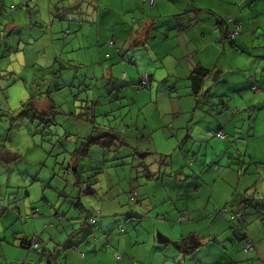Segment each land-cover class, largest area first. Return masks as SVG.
Listing matches in <instances>:
<instances>
[{"label":"crops","instance_id":"crops-1","mask_svg":"<svg viewBox=\"0 0 264 264\" xmlns=\"http://www.w3.org/2000/svg\"><path fill=\"white\" fill-rule=\"evenodd\" d=\"M121 2L122 0H105V3L113 9L115 15L108 17L106 20L102 19L99 25L93 27L91 37H83L84 47L89 48L87 44L91 46L89 49V55H94L97 63H99L109 52L113 53L114 58L118 56L116 49L114 47H109L108 45V42L111 40H123L126 43L129 40L133 43L141 39L146 40V45L141 47L152 49L153 55L161 60L166 57L170 62L175 61L176 71L178 73L176 76L173 71H169L168 77L166 78L167 82L160 80V83H157V80L160 79L163 73L155 72L156 79H153L149 83L147 89H141L139 87V80L141 78L140 74L134 71V66H129L128 69V78L137 81L133 86L129 87L133 93L131 97L133 104H136L138 108L143 109L142 111L147 110V113L150 112V116L147 115L144 123L152 122L154 126H157V129L164 130L163 133L161 132L157 134L160 136L161 141L160 139H157L156 136L153 137L156 144L159 142V147L157 146L158 150H161L163 147L172 148L173 146H176L177 153L175 149H172L171 152L164 150L163 153L171 155L178 154V156L180 153L182 157H189L191 155L196 156L198 155L197 152L201 153L204 150L206 156H208V154L212 156L211 159L216 157L219 152H222V156L227 154L228 159L234 158L235 155H238V152H240V146H244L242 143L239 146L235 145L237 140L245 141V139L249 137L246 142L247 144L250 141V137L253 139L255 138L254 129L257 128V123L255 122L251 125L250 121L256 110L259 112L260 108L264 107V102L260 105L254 104L251 99L248 98L244 101L246 107H243V109L247 108L244 113L240 110H233V106L236 104V98L241 96V99L244 100V96L247 92L252 91L251 87H248L246 92L241 91L242 88L248 86L250 81L255 82L258 80V84L261 85V89L264 90V52L258 54V56H253L254 59L250 57L253 55L252 50L254 49L250 48V46L257 43V39L260 37L261 32L264 35V18H262L264 16V0H156L155 7L149 5L148 10V14L154 18L155 22V27L152 28L150 33L144 32L143 29L133 32L127 26L126 22H121L117 19V16L122 15L124 12V9L119 7ZM84 3H88L90 6L91 0H79V3L75 7L69 6L61 10L56 5H53L52 0H25L22 7L25 10H28L29 16L24 15L18 17L16 20L14 19L13 23L10 24V27H13L16 30L27 24L29 21L32 22V25L29 26H39V22L37 21L38 15L39 13H44L46 16L48 15L47 19L51 22L49 27H47V30L53 32L55 17H57L61 11L64 12L63 19L69 21L70 23L73 20L82 19V13L86 12V9L81 7ZM136 4L137 7L143 10L142 0H136ZM190 4H195L198 9L195 13V22H193L191 16L188 15L189 13H193L192 7L189 6ZM32 5H34V7H32ZM77 9H79V11H77ZM227 17H232L242 23L241 33L235 40L236 45L239 47L238 49L233 48L224 37V30L226 28L230 30L233 25L225 24L221 27L219 23L221 19L225 20ZM169 24L173 26L180 25L185 30L177 29L172 31L169 27H167ZM69 27L71 28L73 37L82 35L78 26L70 25L67 27V31L69 30ZM63 28L64 27L62 26L61 29ZM53 34L54 33H52L51 36H53ZM56 36H59V34L56 33ZM216 38L220 40L219 43L214 41ZM52 42L55 43L53 37ZM79 45L80 41H77L76 47ZM51 46L53 45L51 44ZM53 50L56 55L55 59H58L59 50L56 49V43L53 46ZM139 50V48L136 50L138 58ZM241 53L245 55L241 56ZM131 54L132 53L129 52V55ZM149 58L155 62L154 58ZM256 58L261 60L262 63H258L256 65ZM249 59H251L252 64L254 61L255 65L261 69V72L258 73L259 75H257V77H252L255 71L251 67L238 69V65L240 63L243 62L244 64H247ZM116 63L119 64L118 59L116 60ZM229 64H231L230 69L228 68ZM193 65L195 66L193 67ZM209 66L210 69L208 72L210 74H203V83H201L198 91H195L192 78L194 72L196 70H202L203 73H205V69L209 68ZM186 68H190L191 70L186 71ZM234 68H237L238 70L234 71ZM241 72L243 73L240 74ZM119 74V67H117V79L122 78ZM101 77L108 83L111 79L107 72H105ZM174 81L176 83V90L172 92L168 89V83ZM117 88H119L118 85ZM126 89L128 88L123 90ZM134 89L137 93L134 92ZM120 91L122 90L113 91L110 88V99H118ZM154 92L155 95H153ZM231 92L233 96L230 94ZM142 99H144L143 102H141ZM42 100V98L37 100V107H39ZM185 114H191V116H184ZM257 114L258 113H255V116ZM246 115L249 116L248 119L245 118ZM196 116L198 117L197 119ZM166 117H170L169 120L165 119ZM182 118L187 121L185 128L191 124L193 129L197 128V132L207 130L209 127L215 130L220 128L222 125V130L228 135L227 138L233 139L231 141L235 144H231L232 142L228 144L226 139H214L210 136L205 138L197 134H193L192 139L183 143L187 136L186 131L182 132L179 138L175 136L177 132V121ZM137 125L133 131L139 130ZM130 130H132V128L126 129V131ZM50 131L51 129L48 130V132ZM246 133L247 137H245ZM92 134L93 132L90 135ZM90 135L88 132L85 135V140ZM211 139H214L215 141H211ZM199 143H201V145H199L200 147L198 146ZM209 149H211V153H209ZM91 152L92 150L90 153ZM8 155L9 153L3 151L0 146V160L7 158ZM208 160L210 159L207 157L205 163L202 165L203 167L207 165ZM241 162H239L240 165ZM262 164L264 166V163ZM73 166L74 163L72 162L68 168L72 170V175L76 176V181L73 184L76 186L87 185V188L81 186L78 193L91 196L92 198L96 197L98 191H95L94 188L89 189L88 183L91 179H96L99 174L94 172L92 177L88 178L86 182H83L81 175H78L79 172H74ZM80 166L81 164L79 163L78 169H80ZM203 167L198 166L188 170L184 165H181V168L179 169H177L176 166H171V171H179L178 173H180L183 170L185 176L197 177L195 180L188 179L186 183H199L205 197L203 199L199 194L195 196H188L182 190L177 192L175 199H173L171 195H167V193L172 190V185L183 183V179L180 174L176 179L171 177L154 180L157 181V184L159 183V185H161L159 188L161 195L153 192L150 197L146 192L142 191V189L147 187V184L145 186H141L139 190L131 187L130 197H135V203L142 205V207L146 209V211L137 212L136 215L141 217L148 216V219L159 217L161 215L171 220H176V218L179 217L180 219L174 224V227L177 230V235L186 241L185 249L175 248L173 245L171 246L172 251L168 255L163 256V259L159 256H149L147 264H164V262L168 260L171 261V264H193V261H195V264H223L222 262L216 263L214 261H205L203 257L198 255L199 252L203 251L202 249L205 247L203 245L207 243L206 240L210 239L212 235L205 234L203 231H196L198 233L192 232L190 228H187L191 227L196 228L197 230L200 229V227L208 225L210 227V232H212L214 229L213 224L215 222L218 223L219 220V214H216L214 208L217 204L214 202L216 189L219 187L218 191L220 192L229 186L222 184L221 181L216 182V172L212 169L205 170ZM152 170L155 172L158 169L152 168ZM219 171L220 173L222 172L220 168L217 172ZM223 173H225V171ZM254 174L257 175V173ZM64 175L68 177L69 174L64 173ZM245 177L246 176H243L240 180H245ZM81 180L82 183L80 182ZM152 180L153 179L145 178V182L148 183L149 186L153 183ZM213 180H215L216 183ZM226 183L229 184L228 182ZM156 188L158 187H154L155 190ZM190 191L195 192L194 189H191ZM16 194L18 195V193ZM9 195L11 197L13 193L9 192ZM69 195L73 196L74 192L72 191ZM69 195L66 197V201H71L70 205L72 207H66L63 211L57 209L56 214H66L68 219L78 218L79 214L77 211H81V209L77 207L79 200L77 199V202H74L73 204V198L69 197ZM164 195H167V200L161 198L159 206L152 211L153 208L149 207V205H153V200L156 197ZM26 196H29V191L26 193ZM245 198L246 197H241L240 199ZM145 200H148L147 204L144 203ZM97 203L105 206L100 209V212H106L107 215L123 216L122 213L107 212L112 205L111 203H108L106 199L102 201L100 200ZM81 206L84 207L82 199ZM113 207H123V205L118 202H113ZM153 207H155V205H153ZM35 208L38 207L34 204L33 209ZM201 208L207 209V212L200 214ZM2 211L4 215H9L14 219L20 220L17 216L13 215L11 210ZM247 211L254 215L252 209H248ZM192 213H196V215L192 217L195 222L192 225L185 226L183 223L184 217ZM89 214L94 216L99 215L96 210L89 212ZM51 215H53V213H46V216ZM43 216L45 215L43 214ZM39 223L43 224L44 221L41 220ZM124 223L127 224V227L133 234L139 233L140 222L138 220H128ZM4 226L5 229L9 228V224H5ZM121 227L124 226L121 225ZM21 230L23 229H15L14 232H5V235L0 236V241L4 242V246L10 255H23V252L10 247L16 239L17 233ZM185 232L187 233L186 236L184 235ZM102 234L103 233L97 230L96 234L94 236H90L89 241L81 246L82 251L86 250L88 253L92 254L88 255L89 264H108L107 258L112 259L110 255H107L104 252H101V254L97 256L95 254V248L90 247L95 239L98 236H102ZM160 235H165V233H157L158 245ZM201 235L204 236L203 239L205 238V240H200ZM146 244L147 240L143 237L135 243V245H142V247L135 249L141 259L144 258V246ZM135 245L130 244L129 251H131L132 247ZM26 250L27 249H24L25 252ZM258 251H261V249H258ZM45 257L46 255L36 257V263L48 264V260L45 259ZM177 257H179V259H177ZM78 259V257L74 256L72 251H66L62 256H60L57 264H77Z\"/></svg>","mask_w":264,"mask_h":264},{"label":"clouds","instance_id":"clouds-1","mask_svg":"<svg viewBox=\"0 0 264 264\" xmlns=\"http://www.w3.org/2000/svg\"><path fill=\"white\" fill-rule=\"evenodd\" d=\"M53 5H56L59 9L63 10L66 7L72 6L75 7L79 0H52ZM143 10L137 7L136 0H122L119 7L124 9L122 15L117 16V19L121 22H126L127 26L133 31L143 29L144 32L150 33L152 28L155 27L154 18L148 14L149 5L155 7V0H142ZM190 7L193 9V13H189L193 22L196 21L195 13L198 11L195 4H190ZM34 7V5H32ZM82 8L86 9L85 13H82L83 18L79 20H73L71 23L63 19L64 12L61 11L60 14L55 17V23L53 24V29L59 34L61 27H68L70 25L78 26L79 31L82 35L76 37L72 36L71 28L65 33H67L66 38L64 39V48L65 59L71 60L75 65H81L80 72L77 73V76H80L81 73H87L89 77L95 75L97 77L101 76L107 72L111 79L106 88H111L113 91H119L125 88L133 86L137 81L128 78V69L129 66H134V71L140 74V80L143 81L145 87L153 80L156 79L155 72H162L163 75L157 80V83H160V80L167 82V77L169 71H173L177 76L176 71V62L169 61L168 58L161 60L160 58L153 55L152 49L147 47H141L146 45V40H137L133 43L129 40L127 43L123 40L120 41H110L109 47H114L118 56L114 58L113 53L109 52L107 55L101 59L99 63L96 61L94 55H89V49L83 45V37H91L93 27L99 25L102 19H107L110 16L115 15L113 9L109 7L105 0H91V5L84 3L81 5ZM79 11V9H77ZM45 15L46 14H42ZM94 21V22H93ZM62 22V23H61ZM229 23L231 21L229 20ZM170 30L174 31L177 29L185 30L180 25H167ZM64 33V35H65ZM236 33L228 34V38L235 36ZM77 41H80L79 51L73 54L70 52V49H75ZM95 46V45H94ZM137 48H139V58L137 55ZM129 52L132 54L129 55ZM152 57L155 59L153 62ZM119 60V64L116 63V60ZM86 66V67H85ZM195 65H193L194 67ZM56 67V66H55ZM119 67V72L122 78H116V69ZM244 68L251 67L255 72L259 73L260 69L256 65L252 64L251 59L248 63L243 65ZM209 68L205 69V74H210L208 72ZM55 70V68L53 69ZM190 68H186V71H190ZM60 71L63 69L60 67ZM83 79V77H81ZM148 83H145V82ZM96 83L95 80H93ZM117 85L119 88H117ZM17 87L24 88L25 85L18 83L13 85V88L8 89V94L11 97L8 101L4 102L2 96H0V102L5 104L4 111L8 113L7 116H4L0 119V144H6L7 148L11 149L13 153L19 152L22 156L26 157V161H46L45 170L43 173H38L32 177L33 181L40 179V176H44L43 183H47L51 187L53 181L47 179L49 175L52 174V166L49 164V161L52 159V156H49L45 150H52V146L48 143H44L42 148H35L32 145L30 139L26 141H21L20 144H15V137H12V132H15V128L12 127L11 117L19 116V113L23 111L21 103L18 102V99H21L25 102L29 99V92L23 91L20 94V97H15L14 89ZM34 88V86H32ZM248 87L256 89L254 81H250L248 86L242 88L241 91L246 92ZM105 89V88H103ZM169 91L174 92L176 90V83H168ZM84 96H89L90 100L96 97L88 93H84ZM155 95V92L154 94ZM251 101L253 103H259L264 101V90L256 91V95L248 93ZM79 105V104H78ZM237 107L243 108L246 107V104L238 105ZM77 107V111H79ZM235 110V109H233ZM113 117H118V119H113ZM198 117L196 116V119ZM23 119V117L21 118ZM31 119V118H30ZM45 120V118L43 117ZM134 119V116H133ZM32 120V119H31ZM37 120V119H36ZM40 120V119H39ZM195 120V119H194ZM33 121V120H32ZM35 121V120H34ZM47 121V120H45ZM48 122V121H47ZM46 122V123H47ZM63 123V121H61ZM19 123V121H16ZM185 121L183 118L177 121V132L175 136L178 138L182 132H187V136L184 139L183 143H186L187 140L192 139L193 134L203 136L207 138L208 136L219 138L222 135V128L212 129L209 127L207 130H201L197 132V128H192V125L189 124L185 128ZM128 124V121L125 119L123 113L110 112L106 117H99L96 112L94 113V122L88 124L89 128L96 127L99 129V133L95 136L88 138L86 143L83 144L84 151H87L90 145H100L106 144L108 146L102 147L104 149H111L115 146L116 149H120L123 146H126L128 150L131 151L127 143H123L110 129L116 128L119 125L120 130H124V126ZM33 126V130H38ZM11 128V131L9 129ZM191 130V131H190ZM79 131L76 128V132ZM5 133L7 136L5 137ZM63 134V129L61 130ZM23 135L27 138L29 136L27 130L23 131ZM7 137H12V142H9ZM36 142L40 143V135L36 136ZM52 139L53 143L58 139L57 137H49ZM246 141H236L237 146ZM159 147V144L157 143ZM80 147V145H77ZM182 147V144H181ZM28 148H33L32 152H28ZM172 149L176 150V146L172 148H166L167 152H171ZM39 150V157L34 158V153ZM74 150V149H71ZM177 153V150H176ZM246 153V149H240V155L243 158ZM54 155V153H53ZM135 155L143 157L146 154L136 152ZM67 159H70L68 153H64L59 156L60 161L67 164ZM11 163H16L13 160ZM107 160L105 162L106 167ZM27 165L26 163H21ZM185 167L187 169H192L193 167H198V161L194 164L191 160L184 161ZM173 165V164H172ZM170 165L167 168V172L171 170ZM40 164L37 163L36 168H39ZM264 166L257 165L258 169H261ZM35 169V168H34ZM55 170L60 172V176H64V173L60 170V166L56 164ZM3 170L0 169V172ZM77 172H80L77 169ZM24 174V173H23ZM30 174V171H29ZM89 172L82 173L83 179L87 180ZM180 176L183 179L182 184L172 185V190L167 193L175 199L178 191H184L188 196H195L199 194L201 198H205L203 195V190L199 183L187 184L188 179H197L195 176H185L184 171L182 170ZM227 174V173H226ZM239 173H232L233 177H237ZM264 172L259 173L253 180H241L239 184L235 182V179L229 181V186L223 190L222 200L217 203L214 208L215 211L219 214L218 223L220 224V231L217 233L214 228L212 231L213 235H219V238L222 240L226 233L224 225H234L237 229L235 239L241 242L242 251L237 252V261L236 264H264ZM59 179V177H57ZM67 179L72 180L73 183L76 181V176L72 175L69 171ZM103 180V177H101ZM9 180L7 173L0 175V210H3L7 205V208L12 211L13 215L20 218V224H22L23 230L17 233L16 239L10 245L11 248L17 249L20 252H23V255H10L8 250L4 246V242L0 241V264H36V257L41 255H46L49 264H57V261L60 256H62L66 251H72L74 256L78 257L77 264H89L88 261V251L81 250V246L89 241V237L95 235L97 230L103 233L102 236H98L95 241L90 245V247L95 248V254L98 256L101 252H104L112 257L111 264H147L149 256H159L163 259V256L168 255L172 251L174 245L175 248L185 249L186 241L177 235V230L174 227V224L179 221V217L176 220H171L163 215L159 217H153L148 219L147 217H141L136 215L137 212L146 211L142 205L136 204L135 201L128 195L122 194L119 198V203L123 207H113L112 211L116 213H122L123 216L119 215H107L106 212H100L104 205L97 203L96 199H93L91 196L79 194L78 200L79 203L77 207L81 209L78 218L68 219L67 215H57V209L61 208L63 201L56 200L48 205L50 211L53 213L51 216H41L39 208H36L33 211V205L39 201V189L41 187L40 183H32L29 187L28 182H25V187H28V190L31 192L33 189L36 190L37 199L33 200L29 198L22 197L21 194L15 200V203L12 202L9 192L5 189V183ZM260 181L259 184H256L257 181ZM11 183L15 185L17 180L13 178ZM140 183H146L143 178ZM147 187L142 189L150 197L149 193V184ZM199 185V186H198ZM83 186L87 188V185H77L75 189H72L73 192L79 191L80 187ZM127 185H125L126 187ZM70 187V186H69ZM94 187H99V185H94ZM71 188V187H70ZM105 188L107 185L105 184ZM194 189L195 192L190 191ZM247 189V191H245ZM167 195L158 196L153 200L152 207L154 211L157 206H159L161 198L167 200ZM238 197H246L245 199L238 200ZM81 199L84 207L81 206ZM145 204L148 203V200L144 201ZM54 205V206H53ZM95 208L96 212L99 215L89 214L88 209ZM235 209L239 215H231L232 210ZM252 209L253 213H249L247 210ZM207 212V209L201 208L200 214ZM150 214V213H149ZM148 214V215H149ZM196 213L186 215L183 219L185 226L192 225L195 221L193 216ZM226 216H231L230 220H225ZM43 220L44 223L40 224L39 222ZM128 220H138L140 222V230L138 234H133L131 230L127 227V224L124 223ZM33 222V223H28ZM123 225L124 227H121ZM126 228V231H125ZM196 231H203L202 229H197ZM163 232L165 235L159 236V245L157 244V233ZM5 235V226L0 219V236ZM186 236L187 233L185 232ZM147 240V244L144 246V258L141 259L135 247H132V250L129 251V246L135 245V243L141 238ZM171 237V238H169ZM23 238V239H22ZM130 238V239H129ZM24 249H27L25 252ZM261 249V251H258ZM179 259V257H177ZM164 264H171V261H165Z\"/></svg>","mask_w":264,"mask_h":264},{"label":"rangeland","instance_id":"rangeland-1","mask_svg":"<svg viewBox=\"0 0 264 264\" xmlns=\"http://www.w3.org/2000/svg\"><path fill=\"white\" fill-rule=\"evenodd\" d=\"M24 2L25 0H0V96H2L4 102L8 101L11 98L8 94V89L13 88V85L22 83L25 87H17L14 89L13 94L15 97L19 98L23 91H28V101L31 98H35L34 101L37 103V100L42 98L43 100L38 107L40 112L52 113V119L56 125L49 128L51 129L50 132H48L45 125L42 123L30 121L22 116V111L19 113V116H13L10 119L12 120V127L15 128V132H12V137H15V144L18 145L21 141L30 139L35 148H42L44 143H48L52 146V150L45 151L49 156H52V159L49 161V164L52 166V174L49 175L47 179L52 180L53 183L51 187H49L47 183H43V175L40 176L39 181L32 180L33 176L44 172L46 161H26V157L22 156L19 152L13 153L11 149L7 148L6 144H0L3 151L9 153L7 158L0 160V169L3 170L0 172V175L7 173L9 180L5 183V189L10 193H13V195L15 193L20 195L22 191L23 198L30 197L33 200L37 199L36 190L33 189L30 192L28 187H25V182H28L29 187L32 183H40L39 201L38 203H35V206L39 208L41 216H43V214L46 216L47 212L52 213L49 210L48 205L53 201H63L61 205L62 209L71 206V201H66V197L73 191L72 189H75L77 186L71 182L72 180L67 179L65 175L60 176V172H57L55 167L56 164H58L60 170L64 173V169H68L73 161L76 162L73 156L77 145L82 146V144L86 142L84 141L86 137L85 135L88 132L89 135L94 132V127L89 128L88 124H86L82 117L85 113H89V116H94V113L96 112L99 117H104L102 115H108L110 112H122L125 119L128 121V124L124 126V130H120L119 125L116 127H118V132L123 135V139L127 142L131 151L128 150L126 146L121 147L119 151L116 152L109 149L108 151L103 150L101 149V146L94 145L95 149L79 160L81 166L78 175H81L83 182H86L88 178L92 177L94 172L99 174L96 179H91L88 183V188H94L95 191H98L96 197L93 198L96 199L97 202L106 199L108 203H111L112 206L107 212H113V202L119 203V198L122 194L130 196L131 187L139 190L141 186L146 185V183H140V181L144 178L142 176L145 173V168L148 167L152 171V168H162L165 163H168L170 165L173 164L172 166H176V168L179 169L181 168V165L185 166V160H191L194 164L198 161V166L203 167L202 165L208 157L210 160L207 161V165L203 168L205 170L212 169L215 171L217 174V178L215 179L216 182L221 181L222 184H225L226 186L229 185L226 182H229L232 179H235V182L239 184L241 181L240 179L243 176H246L245 180H253L259 175L260 171L264 172V167L258 169L257 165L253 164V162L264 163V107H261L259 112L256 110L255 113L258 114L255 116L254 113V116L250 121L251 125L256 122L257 128L254 129L255 138L253 139L250 137V141L247 144L246 142L248 140L245 143H242L244 146H240V148L246 149L243 158L238 154L235 155L234 158L228 159L227 154L222 156V152H219L216 157L211 159L212 156L210 154L206 156L204 150L201 153L197 152L198 155L196 156L191 155L189 157H182L180 153L179 156L178 154L171 155L163 153L164 150L162 149H166V147L158 150L153 137L156 136L157 139H160V136L157 134L161 132L163 133L164 130L157 129V126H154L152 122L144 123L147 115L150 116V112L147 113V110L142 111L143 109H140L136 104H133L131 98L133 93L130 88L126 90L122 89L119 93L118 99L112 100L109 97L110 88H106L108 82L101 77L103 74L99 77L95 75L89 77L85 72L81 73L80 76H77V73L80 72L81 65H75L71 60L65 59L64 48L66 45H64L63 42L67 36L65 33L67 32V27L60 29L59 36H56L57 31L54 30L51 32L47 30V27H49L51 22L47 19L48 15L46 16L47 18H45V15H42L44 13H39L38 15L37 21L39 22V26H29L32 25V22L29 21L27 24L16 30L13 27H10V24L13 23L14 19L16 20L18 17L24 15L29 16L28 10H25L22 7ZM3 3L6 6H4ZM12 7H15V9H12ZM262 18H264V16ZM52 33H54L53 36H51ZM52 37L55 40L56 49L59 50L58 59H55L56 55L53 50L55 43L52 42ZM51 44L53 46H51ZM87 46L89 47L88 49H90L91 46L89 44H87ZM79 48L80 45L70 51L75 54L79 51ZM250 48H254L252 50L253 55L250 56L252 59H254L253 56H258V54L264 52V35L262 32L257 39V43L251 45ZM244 55L245 54L241 53V56ZM258 63H262V61L256 58V65ZM253 64L255 65L254 61ZM243 65H245L243 62L240 63L238 69H246L241 68ZM60 67L63 71H60ZM230 67L231 64L228 65L229 69ZM54 68L55 70H53ZM238 69L234 68V71H237ZM259 72H261V69ZM242 73L243 72L240 74ZM257 75L259 74L254 72L252 77H257ZM81 77H83V79H81ZM93 80H95L96 83H94ZM32 86H34V88ZM258 86L261 87L259 84ZM47 92H50L48 96ZM134 92L137 93L135 89ZM84 93H88L96 98L90 100L89 96L83 95ZM248 93L249 92L244 96V100L241 99V96L236 98V104L233 106L234 109L238 105L244 104V101L250 98ZM250 93L256 95L253 91ZM230 94L232 95V92ZM143 101L144 99L141 100V102ZM18 102L21 103V105L26 103L21 99H18ZM262 102L254 104L260 105ZM4 107L5 104L0 102V119L8 115V113L4 111ZM53 107H55V109H52ZM77 107H79V111H77ZM238 110L244 113L247 108L243 109L237 107L234 111ZM184 116H191V114H185ZM22 117L23 119H21ZM169 118L170 117H166L165 119L169 120ZM245 118L248 119L249 116L246 115ZM113 119H118V117H113ZM16 121H19V123H16ZM61 121H63V123ZM33 124L38 132L33 130ZM136 125L139 127V130L133 131ZM76 128L79 131L76 132ZM127 128H132V130L126 131ZM25 129L29 134L27 138L23 135ZM62 129L63 134L61 133ZM9 131H11V128ZM95 132L96 133L92 136L99 133L97 130ZM37 135H40V143L36 142L35 138ZM6 136L7 135H5V137ZM12 137H7L9 142H12ZM49 137H57L58 139L53 143L52 139H48ZM245 137H247V133ZM214 139H211V141H215ZM231 140L233 139L226 138L228 144L232 142ZM233 143L234 142L231 144ZM199 145H201V143H199L198 146ZM135 150L140 153H145L146 155L143 157L136 155L137 157H135ZM27 151L32 152L33 148H28ZM64 153H68L70 156V159H67L66 157V166L64 161L58 159V157ZM209 153H211V149H209ZM39 154V150H37V152L34 153V158H38ZM115 158L120 159L114 160ZM161 159L167 161H158ZM13 160H15L16 163H11ZM106 160L107 163L105 167ZM241 161L244 164L243 166H246V169L244 170L239 164ZM21 163H26L27 165ZM37 163L40 164L39 168H36ZM219 168L222 170L221 173L220 171L217 172ZM224 171L225 173H223ZM85 172L91 173L88 175L87 180H84L82 176V173ZM232 173H239V175L233 177ZM254 173H257V175ZM57 177H59V179H57ZM101 177H103V180ZM13 178L17 180L15 185L11 183ZM262 179H264V176H262ZM215 180L213 181L215 182ZM152 181L153 183L150 184L148 191L151 195L153 192L161 195L159 189L161 185H159V183L157 184V181ZM259 183L260 181L258 180L256 184ZM105 184L107 185V188H105ZM68 185H70L71 188ZM94 185H99V187H94ZM125 185L127 186L125 187ZM154 187L158 188L155 190ZM218 189L219 187L216 189V195L214 197L215 203H219L223 196V191L219 192ZM28 191L29 196L27 197L26 193ZM245 191H247V189H245ZM78 196V190L74 192L73 196L69 195V197L73 198V204L74 202H77ZM240 198L241 197H238V200H240ZM4 208L6 209L7 205ZM93 210H95V208L88 209L89 212ZM2 212L3 211L0 213V219H2L4 225L9 224V228L5 229V232H14L15 229H23L24 226L20 224V220L14 219L9 215H4ZM77 213L80 214L78 211ZM225 220H230V216H226ZM221 223L222 221L213 224L217 233L220 231ZM187 228H190L192 232H196V228ZM224 228L226 229L227 234H225L224 238L221 240L219 235H213L212 232H210V227L208 225L200 227V229L203 230V233L212 235L210 239L206 240L207 243L203 245L205 246L202 249L203 251L198 253L200 257L205 259V261L236 264L237 252L242 251L243 248L241 242L235 239L236 227L234 225H224ZM203 237L204 236L201 235L200 240H202ZM203 240H205V238ZM134 247L135 249H138L142 247V245H135ZM89 255L92 254L89 253ZM111 260L112 259L107 258L108 264H111ZM193 264H195V261H193Z\"/></svg>","mask_w":264,"mask_h":264},{"label":"trees","instance_id":"trees-1","mask_svg":"<svg viewBox=\"0 0 264 264\" xmlns=\"http://www.w3.org/2000/svg\"><path fill=\"white\" fill-rule=\"evenodd\" d=\"M3 2V1H2ZM4 4V3H3ZM4 6H6L5 4H4ZM12 9H15V7L13 8L12 7ZM220 25H221V27H223L226 23H225V20H223V19H221L220 20ZM223 30H224V28H223ZM222 30V31H223ZM228 29L226 28L224 31H225V33L226 32H228L227 31ZM215 41V40H214ZM203 74H205V73H203V71L202 70H196L195 72H194V74H193V82H194V84H193V86H194V89H195V91H198V89L200 88V86H201V83H203L202 81H203ZM142 81V80H141ZM141 81H140V88L141 89H147L148 88V85H147V87H145V88H143V87H141ZM257 81V80H256ZM255 84H257L258 85V81L257 82H254ZM260 89H261V87H260ZM262 90V89H261ZM252 91H253V89H252ZM254 92V91H253ZM48 94H47V96L49 95V93L50 92H47ZM255 93V92H254ZM34 99L35 98H31L28 102H26V103H24L23 105H22V108H23V111L21 112V115L22 116H24V117H26L27 119H29L30 121H34V122H40V123H42L43 125H45V128L46 129H48L49 130V128L50 127H52L53 125H56L55 123H54V120H52V113H50V112H40V110H39V108L37 107V104L38 103H35V101H34ZM52 109H55V107H53ZM1 111V110H0ZM239 111V110H238ZM90 114L89 113H85V114H83L82 115V117L84 118V120H85V122L87 123V124H90V123H93L94 122V116H89ZM102 116H104V117H106L107 115L105 114V115H102ZM43 117L45 118V120H47V121H45L44 119H43ZM32 120H31V119ZM37 119V120H36ZM40 119V120H39ZM12 121V120H11ZM47 122V123H46ZM118 127H116V128H114V129H110L111 131H113L114 133H115V135L120 139V141L121 142H123V143H127L124 139H123V135L120 133V132H118L119 130L117 129ZM100 131L99 129H97L95 126H94V132H93V134L92 135H94L96 132L95 131ZM222 132H224L223 130H222ZM225 133V135H226V137L224 138V139H226L227 137H228V135L226 134V132H224ZM5 135H7V134H5ZM92 135H90V137H92ZM90 137H88V138H90ZM212 138V137H211ZM249 138V137H248ZM248 138H246L245 139V141H247L248 140ZM219 139V138H218ZM224 139H221V140H224ZM84 143H86V142H84ZM83 143V144H84ZM83 144H82V146H80V147H77L76 148V150H75V152H74V156H73V158L76 160V162H74L73 161V163H74V172L75 173H78L77 172V169H78V166H79V160L82 158V157H85V156H87L89 153H90V151L91 150H93V149H95V146L94 145H90L89 146V148H88V150L87 151H84V150H82L83 149ZM96 145H98V144H96ZM100 146V145H99ZM105 146H108V145H106V144H101V147H105ZM101 149H103V150H107L108 151V149H104V148H101ZM109 150H111V151H116V152H118L119 151V149H116L115 148V146H113L111 149H109ZM240 151V150H239ZM136 152H138V151H136L135 150V152H134V155H135V153ZM240 152H238V154H239ZM240 155V154H239ZM135 157H137L136 155H135ZM166 157V156H165ZM240 157V156H239ZM118 159H120V158H118ZM118 159H114V160H118ZM158 161H163V162H166L167 160H164V159H161V160H158ZM253 164H255V165H261V166H263V164L262 163H260V162H253ZM73 165V164H72ZM170 166V164H168V163H165V165H164V167H162V168H158V170H156L155 172L152 170L151 171V169H149V167L148 168H145V170H144V175H143V177L144 178H146V179H153V180H157V179H164V178H174V179H176V178H178V176H179V171H171V170H169L168 172H167V168ZM241 166H242V169L244 170V169H246V166H243V163L241 162ZM69 171H71V173H72V170L71 169H64V173L65 172H68L67 174H69ZM248 172H249V170H248ZM248 172H246V173H248ZM164 173V174H163ZM81 183H82V180L80 181ZM17 194L15 193L14 195H13V197L11 196V200H12V202L13 203H15L14 202V200L15 199H17ZM134 198V200L133 201H135L136 199H135V197H132V199ZM36 209V208H35ZM35 209H33V211H35ZM3 210H9L8 208H4ZM2 211V210H1ZM235 211V209H233L232 210V213ZM18 217V216H17ZM19 218V217H18ZM93 218H94V215H93ZM20 219V218H19ZM45 259H47V257H45ZM37 264V263H36ZM48 264H49V262H48Z\"/></svg>","mask_w":264,"mask_h":264},{"label":"built area","instance_id":"built-area-1","mask_svg":"<svg viewBox=\"0 0 264 264\" xmlns=\"http://www.w3.org/2000/svg\"><path fill=\"white\" fill-rule=\"evenodd\" d=\"M155 3H156V0H155ZM229 20L231 21V23H229ZM225 23L226 24H232L233 26H232V28L228 31V32H226L225 33V39H226V41L233 47V48H235V49H238L239 47L236 45V43H235V40H236V38L240 35V33H241V28H242V23L241 22H239V21H237L236 19H234V18H232V17H227V18H225ZM230 27V26H229ZM230 33H236V35L235 36H233V37H230V38H228V34H230ZM111 41H113V40H111ZM110 42V41H109ZM109 42H108V45H109ZM215 42L216 43H219L220 42V40L218 39V38H216L215 39ZM255 82H257V81H255ZM145 83H148L147 81L145 82ZM141 84H143V81H141ZM256 85V89H253V91L256 93V91H259V90H261L260 89V87L257 85V84H255ZM141 87H143V88H145V86L144 85H141ZM211 137V136H210ZM226 137V135H225V133L224 132H222V135L219 137V139H224ZM212 138H214V137H212ZM66 174L68 173V172H65ZM16 200V199H15ZM132 200H134V198L132 199ZM231 215H235V216H238L239 215V213L235 210L233 213H231ZM230 219H231V216H230Z\"/></svg>","mask_w":264,"mask_h":264}]
</instances>
